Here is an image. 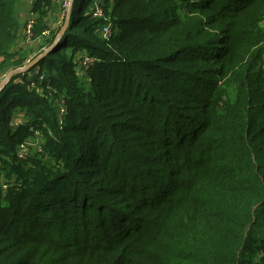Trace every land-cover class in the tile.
<instances>
[{"label": "trees", "instance_id": "trees-1", "mask_svg": "<svg viewBox=\"0 0 264 264\" xmlns=\"http://www.w3.org/2000/svg\"><path fill=\"white\" fill-rule=\"evenodd\" d=\"M18 1L1 79L54 40L52 1ZM67 19L0 88V264H264V0H74Z\"/></svg>", "mask_w": 264, "mask_h": 264}, {"label": "rangeland", "instance_id": "rangeland-1", "mask_svg": "<svg viewBox=\"0 0 264 264\" xmlns=\"http://www.w3.org/2000/svg\"><path fill=\"white\" fill-rule=\"evenodd\" d=\"M51 1H52V4H51L52 9L50 10L49 14L45 17V19H47V21H48L47 25L45 27L49 28L47 30L50 31V34L47 37H44L43 39L47 38V40H48L49 38H54L52 43H56V40L58 39L57 36L59 34L60 28L63 27L67 17H69V9L74 4V0H51ZM30 6H31V3L29 2V0H19L18 5H17V9L19 11V14L22 13L23 15H28L27 12H28V9L30 8ZM35 42L36 41L31 42V43H27V44H34L33 46H35L36 45ZM33 46L30 49V50H33V52L30 55H33L34 53H36L35 56H38L40 53H42L44 50H47V48H48V47H46V48L44 47V49L41 50V52L39 53L37 51L40 48V46H36V47H33ZM262 52H263L262 69L264 71V51H262ZM67 54H69V52ZM77 54H79L82 57V59L80 60V66H82L83 62L88 63L91 60L94 61V58L89 56L85 51L77 52ZM35 56H33V58ZM22 66H24V64ZM263 77H264V73H263ZM2 79L0 78V80H2ZM55 105H56L57 109L59 110L60 114H63V111H64L63 101L60 99H55ZM39 142H40V140L38 137L35 139L34 138L30 139V143L32 144L31 146H33L34 144L39 143Z\"/></svg>", "mask_w": 264, "mask_h": 264}, {"label": "built area", "instance_id": "built-area-1", "mask_svg": "<svg viewBox=\"0 0 264 264\" xmlns=\"http://www.w3.org/2000/svg\"><path fill=\"white\" fill-rule=\"evenodd\" d=\"M92 15L94 17H102L103 16V10L96 2L94 3V8H93ZM32 24H33V13L29 12V18H28V21H27V33H29V34H30V29H31ZM99 33L106 39L110 38L112 36V29H111L110 24H108V23L102 24L100 26ZM42 35H44V36L49 35V31L46 30V29L43 30L42 31ZM263 51H264V47H263ZM92 61L93 60L89 61L88 63L83 62L82 66L84 68H87L89 66V64L92 63ZM34 72H35V74L37 73L39 80H43L44 74L39 73V69L38 68H36L34 70ZM19 147H21V148L23 147V149H22V151H20V153L24 152L25 146H23V143H21L19 145Z\"/></svg>", "mask_w": 264, "mask_h": 264}, {"label": "water", "instance_id": "water-1", "mask_svg": "<svg viewBox=\"0 0 264 264\" xmlns=\"http://www.w3.org/2000/svg\"><path fill=\"white\" fill-rule=\"evenodd\" d=\"M68 24V19H66L64 25L62 28H60L59 34L57 36V38L59 39L65 29V27ZM56 43H52L51 45H49V47L47 48V50H44L42 53H40L38 56H35L33 59L29 60L24 66L19 67V68H15V69H11L5 76L4 78L0 81V88L10 79V77L17 72L18 70H27L30 67H32L33 65H35L41 58H43L47 52L55 45Z\"/></svg>", "mask_w": 264, "mask_h": 264}, {"label": "crops", "instance_id": "crops-1", "mask_svg": "<svg viewBox=\"0 0 264 264\" xmlns=\"http://www.w3.org/2000/svg\"><path fill=\"white\" fill-rule=\"evenodd\" d=\"M33 1H34V0H29V2H30L31 4H32ZM41 38H42V37H41ZM31 41H32V40H31ZM39 41L42 43V42H43V38L40 39ZM29 42H30V41H29ZM30 43H31V42H30ZM44 46H45V44H44ZM44 46H41V47H40L41 49L39 48L37 52H40L41 50H43V49H44ZM31 47H32V46H31ZM34 55H36V53H34L33 56H34Z\"/></svg>", "mask_w": 264, "mask_h": 264}]
</instances>
